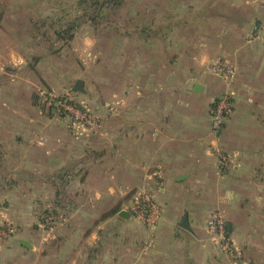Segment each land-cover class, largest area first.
<instances>
[{
	"label": "crops",
	"instance_id": "crops-1",
	"mask_svg": "<svg viewBox=\"0 0 264 264\" xmlns=\"http://www.w3.org/2000/svg\"><path fill=\"white\" fill-rule=\"evenodd\" d=\"M187 1L171 0L166 14L143 11L149 22L143 26V50L159 45L164 54L172 53L170 73L158 69V56L152 55L143 71V157L136 152L138 142L127 137L132 127L101 126L95 136L78 139L70 136L67 122L66 128L55 124L54 113L35 105L24 112L12 109L33 119L12 129L9 146L2 142V180L34 183L19 189L24 204L34 192L45 197L44 206L59 210L61 220L43 242L28 231L0 242V264H27L23 259L31 256L39 258L33 264H225L219 237L207 226L213 210L220 211L230 239L242 246L240 254L264 261V46L253 37L264 33V0H238L227 16L212 13V7H230L235 0ZM77 4L0 0V51L49 52L44 40L30 39L44 37L41 27L54 28L52 22L78 18ZM241 9L246 13L236 14ZM154 20L166 22L153 26ZM88 29L79 28L76 35L82 38ZM149 37H155L154 46L147 44ZM21 38L29 39L22 44ZM216 59L236 69L231 112L217 137L231 156L224 169L211 151L210 109L227 91L210 72ZM44 81L25 79L24 87L36 90ZM56 181L63 193L58 208L52 203ZM142 181L161 206L154 228L128 210L131 187Z\"/></svg>",
	"mask_w": 264,
	"mask_h": 264
},
{
	"label": "rangeland",
	"instance_id": "rangeland-1",
	"mask_svg": "<svg viewBox=\"0 0 264 264\" xmlns=\"http://www.w3.org/2000/svg\"><path fill=\"white\" fill-rule=\"evenodd\" d=\"M149 1L152 2L151 7L147 6ZM186 1L180 0V2L185 3ZM148 2L147 0L145 3H143V0H123L122 6L117 8L109 7L103 10L102 20L94 24L86 22V20L83 21L82 14H84V11L77 4L76 7L80 13L78 18L75 19L80 21L77 22L78 27L72 34L65 35L63 38H58L52 34L53 29L63 28L66 23L70 24L72 21L64 20L52 22L55 25L54 28L41 27L46 29L44 37L41 38L39 35L40 37L30 39V41H45V46L49 52L43 53L29 50L25 53L10 54L0 51V112L2 110L9 112L8 114H0V160L5 159L2 142L7 143L6 146L12 143L14 135L12 134V129H17L19 125L24 127L30 124L33 119L30 114L19 116L12 109L17 107L24 112L35 105L44 114L51 115V113H54L55 101L62 98L79 107L85 105L99 116L96 130L78 139L95 136L101 126L118 125L132 127L133 130L129 131L127 137L133 138L131 141L138 142L139 149L136 152L141 154L139 157H143V71L147 69V57L150 55L158 56L160 63L157 66L158 69L165 67L163 71H167V73L171 72L169 60H172L171 51L164 54L159 45L154 48L147 47L143 50V26L149 24V22L143 21V11L151 9L155 15V11L160 10L166 14L171 8V0H148ZM155 3L156 5H154ZM231 3L230 7L226 3L213 6L212 13H220L222 16L226 14L227 16L231 12L228 8L232 6L237 9L239 6L238 0ZM242 13H246L245 9H241L236 14ZM159 22L161 24L166 21ZM159 22L154 20V22L150 23L153 26H157ZM216 23L223 24L222 21H213L215 27H217ZM85 27L89 28L87 34H84L82 38L77 36V30ZM186 28L195 27H183V29ZM29 38H21V43L24 44L25 40ZM146 39L144 37L145 43ZM2 41L3 38H0V44ZM155 41V37H149L147 44L154 46ZM21 46L25 48L24 45ZM155 52L158 53L156 54ZM8 59L11 60L9 61L11 63L5 61ZM35 59L37 60L35 61ZM5 66H7L6 69ZM64 78L68 81L66 86H62L60 83L54 87L48 85L57 83L60 79L63 81ZM25 79H29L32 82L36 80V83L45 81L40 88L37 86L36 90H30L29 86L27 88L24 87ZM76 80L83 83L84 90L82 93L70 90ZM41 82L38 85H41ZM22 90L26 92V95L22 93ZM77 94L80 98L84 97L82 98L84 100L80 101L77 99ZM25 97L27 99L24 100ZM51 100H54V102H51ZM117 100H121L120 105L110 110L109 106H114L112 104ZM60 115L59 113H54L55 124L65 127L67 122L68 127L69 119L67 116ZM68 131L70 136L74 137L69 128ZM135 132H138V134ZM29 137L30 134L28 133L26 139L29 140ZM7 151L10 152L9 149ZM8 166L12 167L10 164ZM141 169H143V162ZM1 172H5L2 165H0V224H10L14 229L12 236L22 231H28L33 239L43 242L48 233H51L53 228L60 222L61 213L58 209L55 210L52 207L44 206L45 197L37 198L34 192L28 199L26 197L28 202L25 205L23 197L19 196V189L28 190L27 188H31L34 183L2 180L4 173ZM58 184H60L59 181L54 184L55 192L61 190ZM140 189H143V181L131 187L130 198L132 194ZM40 193L42 194V192ZM55 195L52 203H56L59 200ZM23 205L25 206L23 207ZM55 207H59L58 202ZM6 209H9V212ZM213 214L220 215V211L213 210L210 216ZM223 236L236 250L234 256L225 255L222 252L225 256V264H264V261L254 262L240 254L242 246L235 245L230 239L224 220ZM4 240L5 238L0 237L1 243ZM217 242L218 247L221 249V239L218 238ZM37 258L31 256L23 259V262L33 264ZM13 264L21 263L15 262Z\"/></svg>",
	"mask_w": 264,
	"mask_h": 264
},
{
	"label": "built area",
	"instance_id": "built-area-1",
	"mask_svg": "<svg viewBox=\"0 0 264 264\" xmlns=\"http://www.w3.org/2000/svg\"><path fill=\"white\" fill-rule=\"evenodd\" d=\"M253 37L264 46V33ZM210 72L212 75L220 78L227 88V91L212 104L210 109V131L214 138L211 151L218 160L219 168L224 169L230 166L231 156L218 145L217 137L231 112V100L233 95L231 86L236 76V69L222 60L216 59L210 65ZM51 102H54V100H51ZM55 102L56 106L53 107V112L61 114L60 116H67L69 119L68 128L75 138L87 135V133H93L96 130L97 124L99 123V116L85 105L80 107L76 106V104L71 103L65 98L57 99ZM120 103L121 100H117L112 104L114 106H108L110 110H113L114 107L120 105ZM128 210L134 220L140 222L147 228H154L158 224L162 214L161 206L154 195L144 188L132 194ZM207 226L209 229H212L214 233H217L218 237L221 239L222 252L225 255L234 256L236 250L223 236V218L221 214H213L210 216ZM13 234L14 229L10 224H0L1 238L6 239Z\"/></svg>",
	"mask_w": 264,
	"mask_h": 264
},
{
	"label": "trees",
	"instance_id": "trees-1",
	"mask_svg": "<svg viewBox=\"0 0 264 264\" xmlns=\"http://www.w3.org/2000/svg\"><path fill=\"white\" fill-rule=\"evenodd\" d=\"M123 0H80L78 2V5L80 6V9L84 11L82 14L83 21L86 20V22H90L92 24L96 23L99 20H102L103 17V10L109 7L117 8L122 6ZM85 7V8H81ZM87 11V12H86ZM78 21L77 19L72 20L71 22H76L70 24L66 23L63 28H58V30L55 31L54 35L58 38H63V36L72 34L74 30L78 27ZM62 190H57L56 197L59 198L63 196ZM59 200L56 201L59 203ZM59 205V204H58Z\"/></svg>",
	"mask_w": 264,
	"mask_h": 264
},
{
	"label": "water",
	"instance_id": "water-1",
	"mask_svg": "<svg viewBox=\"0 0 264 264\" xmlns=\"http://www.w3.org/2000/svg\"><path fill=\"white\" fill-rule=\"evenodd\" d=\"M72 90H73L74 92L82 93V92H83V83H82L81 81H79V80H76L75 83H74V85H73ZM120 216H121V217H122V216H125V217L127 218V217H128V214L125 213V212H121V213H120Z\"/></svg>",
	"mask_w": 264,
	"mask_h": 264
}]
</instances>
